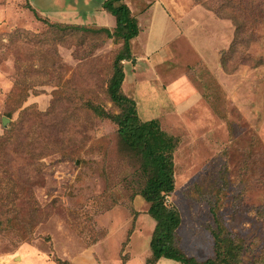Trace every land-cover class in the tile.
<instances>
[{
    "label": "rangeland",
    "instance_id": "374dc122",
    "mask_svg": "<svg viewBox=\"0 0 264 264\" xmlns=\"http://www.w3.org/2000/svg\"><path fill=\"white\" fill-rule=\"evenodd\" d=\"M103 1L43 0L42 13L0 0V264H126L134 244L151 247L156 222L127 184L135 170L111 117L122 40L74 28H100L89 16ZM69 2L79 16L57 13ZM124 2L146 31L178 34L170 61L147 58L154 36L134 41L129 83L186 77L203 95L197 110H158V90L134 96L142 120L180 138L167 203L181 249L214 258L219 228L242 245L232 264H264V0Z\"/></svg>",
    "mask_w": 264,
    "mask_h": 264
},
{
    "label": "trees",
    "instance_id": "16d2710c",
    "mask_svg": "<svg viewBox=\"0 0 264 264\" xmlns=\"http://www.w3.org/2000/svg\"><path fill=\"white\" fill-rule=\"evenodd\" d=\"M102 5L115 17L116 23L112 29H93L81 24H75L74 28L89 33H106L123 43L109 85L111 98L121 111L111 117L119 123L124 157L128 158L135 170L127 184L134 189L135 196L149 203L148 213L156 222L150 243L151 256L146 263L157 264L160 259L166 258L182 264H232L241 255L242 245L229 235H224L219 228L214 231V258L199 261L181 249L178 229L182 217L175 207L167 203V196L175 190V153L180 138L167 133L158 118L142 120L136 102L122 93L126 76L124 62L134 59L132 41L140 33V22L124 0H105Z\"/></svg>",
    "mask_w": 264,
    "mask_h": 264
},
{
    "label": "crops",
    "instance_id": "0c3cea01",
    "mask_svg": "<svg viewBox=\"0 0 264 264\" xmlns=\"http://www.w3.org/2000/svg\"><path fill=\"white\" fill-rule=\"evenodd\" d=\"M27 1H29L30 4L33 5L34 8H36V10L38 12L45 13V11H43L44 10L43 7L45 8V6H43V0H39L40 2H39L38 7H36V5H34V4H32L31 0H27ZM103 2L100 3V5L96 8L94 14L89 16V18L90 19H96L97 25L99 27H108V28L112 29L115 26L116 20L112 14H110L108 11H106L103 8V5H102ZM77 10L78 9L73 5V2H71V3L69 2L68 6H66L64 9L60 10L57 13H59V14L61 13L60 15L64 14L65 16H67V18H69L72 15L73 16H79V15H75ZM51 11H53V9L46 11V13H51ZM159 19H160V21L162 20V23H165V24L167 23V21L173 22L172 19H170L168 15H163ZM139 22H140V19H139ZM175 26H176V24H175ZM140 28H141V30H140L138 37H136L132 41V52L134 55V59L137 57L136 54L141 52V50H139V49L136 50V48L134 47V41H138L139 38L142 36L141 40H139L141 43L143 40V37L146 35L154 36V40L150 39V37L145 38V42H147L146 50H148V52H150V54L146 55L147 58L149 55L151 56L153 54V52L158 54L157 55L158 59L168 60V59H172V57L173 58L176 57L175 52L171 49V47H169V45L171 44V41L178 35V34L176 35L175 31L170 29L171 32L166 35V32H163V30H162L163 33H161V38H158L156 36L157 33L155 32L156 31L155 26L153 27V30L151 27L150 30L146 31L144 29V27H142V22H140ZM144 33H145V35H143ZM165 35H166V37H165ZM171 51H173V52L170 53ZM135 55H136V57H135ZM137 58L139 59V57H137ZM133 60H131V61H133ZM168 61H170V60H168ZM125 63H126V61L124 62V65H125ZM124 70H125L126 76H125V79H124V82L122 83V85L124 86V85H128V84H133V87L130 90H123V88H122V93H124V95H126L128 98H131L136 102L139 115H140L139 109H140L141 104H138L136 98L134 97L136 94L137 95L142 94V96H144V95L150 96L152 90H153V92H155L156 90L162 91L163 94L165 95L164 101H166L164 105L162 103L164 101H161L158 98H155V99H158V100H155L152 97H151L152 99H150L151 101H153L152 104L149 102L148 103L144 102V107H148V106L150 107L151 105L154 107L157 106L158 110H165L166 105L170 106V108L168 110H197L199 102H200L199 99L203 98V95L202 96L196 95V93L194 92V89L190 87L189 81H187L186 77H177V78L175 77L173 80H169L170 81L169 84H168V82H169L168 79L155 81L157 84H156V86L153 87V86H148L147 81L146 82L145 81L144 82H138L136 84L134 82H137V81H134L133 83L132 82L129 83L130 75L127 73V71H130V70H128L126 68H124ZM140 92H141V94H140ZM155 118L160 119V117H157V116L156 117H150L149 116V117L144 118L143 120L148 121V120L155 119ZM149 248H150L149 245H148V248H146L144 246V248L142 249L141 252H137L136 245L134 244V249L132 248V250L130 252H128V259L126 261V264H147L146 263L147 258L151 256V250L149 252ZM187 255H189V254H187ZM191 256L196 257V255H191ZM157 264H182V263L171 260V259L168 260L166 258H162L158 261Z\"/></svg>",
    "mask_w": 264,
    "mask_h": 264
},
{
    "label": "water",
    "instance_id": "95a60500",
    "mask_svg": "<svg viewBox=\"0 0 264 264\" xmlns=\"http://www.w3.org/2000/svg\"><path fill=\"white\" fill-rule=\"evenodd\" d=\"M4 122H6V121H4Z\"/></svg>",
    "mask_w": 264,
    "mask_h": 264
}]
</instances>
